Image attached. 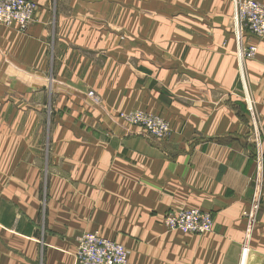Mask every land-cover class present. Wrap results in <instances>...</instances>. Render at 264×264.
I'll return each instance as SVG.
<instances>
[{
  "label": "crops",
  "instance_id": "1",
  "mask_svg": "<svg viewBox=\"0 0 264 264\" xmlns=\"http://www.w3.org/2000/svg\"><path fill=\"white\" fill-rule=\"evenodd\" d=\"M29 1L0 25V264H76L85 233L127 264H264V42L238 44L234 0ZM192 209L211 232L163 226Z\"/></svg>",
  "mask_w": 264,
  "mask_h": 264
},
{
  "label": "built area",
  "instance_id": "2",
  "mask_svg": "<svg viewBox=\"0 0 264 264\" xmlns=\"http://www.w3.org/2000/svg\"><path fill=\"white\" fill-rule=\"evenodd\" d=\"M235 14L233 30L238 44L245 33L264 42V5L253 0H234ZM36 7L29 0H0V25L16 28L22 32L31 23ZM256 47L250 46L240 53L245 59L254 58ZM88 96L93 97L89 92ZM118 118L127 125L140 128L146 136L164 140L170 137L171 128L160 116L143 111L119 114ZM258 164L264 167V155L257 150ZM257 207V206H256ZM254 206L248 215V231L254 221ZM163 226L170 231L184 234L202 235L212 231L213 220L210 214L198 210L170 212L163 218ZM247 252V248L242 249ZM127 251L120 244L103 239L95 233H85L77 241L76 264H127Z\"/></svg>",
  "mask_w": 264,
  "mask_h": 264
},
{
  "label": "bare ground",
  "instance_id": "3",
  "mask_svg": "<svg viewBox=\"0 0 264 264\" xmlns=\"http://www.w3.org/2000/svg\"><path fill=\"white\" fill-rule=\"evenodd\" d=\"M188 234H190V233H188ZM246 254H247V252L244 253V251H242V254L241 255H242L243 258H245L246 257Z\"/></svg>",
  "mask_w": 264,
  "mask_h": 264
},
{
  "label": "rangeland",
  "instance_id": "4",
  "mask_svg": "<svg viewBox=\"0 0 264 264\" xmlns=\"http://www.w3.org/2000/svg\"><path fill=\"white\" fill-rule=\"evenodd\" d=\"M135 111H138V110H135ZM133 112V111H132ZM138 128V127H137ZM247 248V247H246ZM243 249V248H242ZM243 251V250H242ZM247 252H248V248H247Z\"/></svg>",
  "mask_w": 264,
  "mask_h": 264
}]
</instances>
